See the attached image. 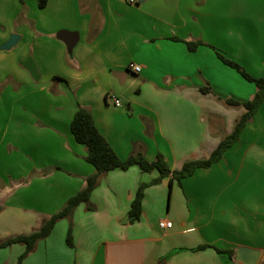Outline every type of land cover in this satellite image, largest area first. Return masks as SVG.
Returning a JSON list of instances; mask_svg holds the SVG:
<instances>
[{"label":"crops","instance_id":"0c3cea01","mask_svg":"<svg viewBox=\"0 0 264 264\" xmlns=\"http://www.w3.org/2000/svg\"><path fill=\"white\" fill-rule=\"evenodd\" d=\"M12 33L20 40L2 49ZM196 40L209 45L189 49ZM213 47L263 75L264 0H0V239L39 228L95 172L71 130L79 106L122 159L161 152L177 170L209 157L247 111L225 98L246 101L258 89ZM129 80L137 86L125 98ZM206 84L213 93L200 90ZM115 87L121 107L107 97ZM159 175L138 165L104 174L95 208L82 203L59 220L22 264H251L203 244L255 250L254 264H264V101L218 162L148 186L130 222L140 184ZM25 249L0 248V264H18Z\"/></svg>","mask_w":264,"mask_h":264},{"label":"trees","instance_id":"16d2710c","mask_svg":"<svg viewBox=\"0 0 264 264\" xmlns=\"http://www.w3.org/2000/svg\"><path fill=\"white\" fill-rule=\"evenodd\" d=\"M24 3V0H21ZM48 0H39V6L45 7ZM178 39V38H175ZM189 49L196 50L200 45H209L202 40L186 41ZM218 57L227 65L238 70L246 79L254 81L257 85V92L252 99L239 101L228 97L225 102L230 106H244L247 111L237 118L232 133L224 136L212 152V154L203 159H195L186 161L181 169L172 170L167 158L159 152L156 158L150 161L143 153H133L127 159H122L115 151L108 139L99 130L92 111L83 106H79L71 123V130L77 142L84 144L87 148L86 159L95 166V172L88 176L85 180V186L75 195L70 197L64 207L51 217L45 219L41 226L30 233L17 234L0 239V248L8 247L13 244H24L26 249L20 256L18 264H22L23 260L35 249L37 243L47 238L53 231L56 223L63 218H72L75 209L82 203H86L88 209L93 210L95 206L91 202L93 190L99 185L102 176L112 170L121 169L128 170L133 165H138L145 172L159 171L160 175L149 181L142 182L138 188L136 196L131 204L129 211L130 222H136L140 219L143 209V198L145 189L153 184L159 183L163 177L171 175L170 185L172 186L174 179L181 182L185 177L191 176L198 168H208L218 162L225 152L231 148L240 138L241 133L246 125L252 120L253 116L264 101V75L255 77L248 73L243 65L236 60L228 57L220 50L213 47ZM203 93H213L210 84H206L200 88ZM223 99L222 97H217ZM74 225L71 221L67 243L74 246ZM208 247L215 248L221 254H227L232 258L235 254L233 248H223L215 244H203L198 249Z\"/></svg>","mask_w":264,"mask_h":264},{"label":"rangeland","instance_id":"374dc122","mask_svg":"<svg viewBox=\"0 0 264 264\" xmlns=\"http://www.w3.org/2000/svg\"><path fill=\"white\" fill-rule=\"evenodd\" d=\"M237 73H239V75L248 83H252L256 88L257 85L254 81H250L248 79H246L238 70H236L235 68H233ZM246 69V68H245ZM248 71V73H250L251 75H253L248 69H246ZM264 75V74H263ZM260 75V76H263ZM255 76V75H253ZM260 76H255V77H260ZM220 79V84L222 85L223 88L226 89V91H228L230 94H232L234 88H235V84L229 81H224L223 79V74H221L220 76H217ZM133 78V75L130 74V79ZM137 86V85H136ZM136 86H131V80H129L125 85L122 86V90L126 91V97L128 98V96L132 93H134ZM119 88L115 87L113 93H115L117 96L121 95V91ZM229 97H232V95H230Z\"/></svg>","mask_w":264,"mask_h":264},{"label":"water","instance_id":"95a60500","mask_svg":"<svg viewBox=\"0 0 264 264\" xmlns=\"http://www.w3.org/2000/svg\"><path fill=\"white\" fill-rule=\"evenodd\" d=\"M140 2H144L145 0H139ZM21 36L17 33H12L11 36H10V39L8 41H6L2 46L1 48L2 49H11L13 46H15L18 41L20 40ZM72 44H73V41H69V49L71 50L72 49ZM245 253H248V254H245ZM245 256H249V260H250V263L251 264H254L259 256V252L258 251H248V249H238L236 252H235V255H234V259H237V260H242L245 258Z\"/></svg>","mask_w":264,"mask_h":264},{"label":"built area","instance_id":"2783aa9c","mask_svg":"<svg viewBox=\"0 0 264 264\" xmlns=\"http://www.w3.org/2000/svg\"><path fill=\"white\" fill-rule=\"evenodd\" d=\"M128 1H129V3H131V4H135V3H137V0H128ZM128 69L131 70V71L134 72V73H140L141 70H142V66H141L140 64H138V63L131 62V63H129V65H128ZM107 97H108V99H110V100L115 104V106H117V107H121V106L123 105V101H122V99H121L119 96H117L115 93H113V92H109V93L107 94ZM159 225H160L162 228H170V227L173 226V222L164 219V220H161V221H160Z\"/></svg>","mask_w":264,"mask_h":264}]
</instances>
